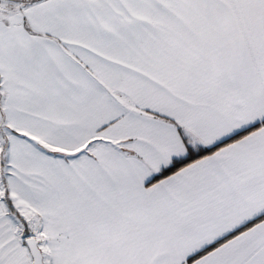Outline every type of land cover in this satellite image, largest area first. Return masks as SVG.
Masks as SVG:
<instances>
[{
    "label": "snow or ice",
    "instance_id": "1",
    "mask_svg": "<svg viewBox=\"0 0 264 264\" xmlns=\"http://www.w3.org/2000/svg\"><path fill=\"white\" fill-rule=\"evenodd\" d=\"M0 264H264V0H0Z\"/></svg>",
    "mask_w": 264,
    "mask_h": 264
}]
</instances>
